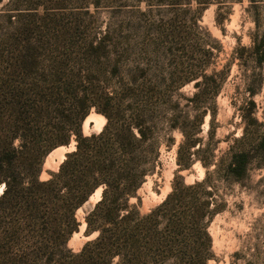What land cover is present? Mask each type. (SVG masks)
Masks as SVG:
<instances>
[{
  "label": "trees",
  "instance_id": "16d2710c",
  "mask_svg": "<svg viewBox=\"0 0 264 264\" xmlns=\"http://www.w3.org/2000/svg\"><path fill=\"white\" fill-rule=\"evenodd\" d=\"M156 1L172 13L162 22L158 42L179 46L180 52L191 49L193 55L200 46L194 34L196 21L210 0ZM191 3L195 6L189 12ZM141 38L138 45L148 53L149 44ZM107 43L106 36L95 45L87 43L86 54L105 56ZM110 45L114 59L107 72L103 63L87 61L74 71V66L61 68L64 60L49 57L54 68L46 80L36 79L26 89L13 80L11 70L0 73V264H207L213 258L207 228L225 205L207 190L210 163L201 158L206 151L196 137L207 109L191 120L173 114L166 117L164 112L174 107L168 104L166 92L190 83L195 92L187 101L205 105L208 95L217 94L220 84L215 89L213 84L223 72L204 74L208 60L186 67L180 63L163 82L137 66L123 68V58L133 54L128 40ZM248 49L256 64L264 62V34L252 38ZM243 50L235 51L236 59H241ZM201 52L205 57L211 54L209 49L201 48ZM21 60L24 65L26 59ZM95 73L115 79L114 84L104 83L110 92L94 84ZM208 87L213 88L209 93ZM91 110L105 124L99 132L84 135L81 125ZM212 118L209 113L208 134ZM241 118L245 122V116ZM163 127L180 135L175 172L197 161L204 177L185 183L174 176L166 196L141 211L137 192L147 177L157 173ZM243 140L244 134L233 139L234 145L227 147L212 172L240 183L257 154L263 161L264 134L258 138L254 155L242 148ZM72 142L74 149L64 155L56 170L39 179L44 158ZM165 144L167 150L175 145L172 138ZM235 145L241 148L234 150ZM96 190L99 199L83 217V235L92 237L74 251L67 242L78 232L76 211Z\"/></svg>",
  "mask_w": 264,
  "mask_h": 264
},
{
  "label": "rangeland",
  "instance_id": "374dc122",
  "mask_svg": "<svg viewBox=\"0 0 264 264\" xmlns=\"http://www.w3.org/2000/svg\"><path fill=\"white\" fill-rule=\"evenodd\" d=\"M194 6L191 3L189 12ZM169 10L156 0H0V73L11 70L13 80L21 89H26L25 86L36 79L39 82L46 80L54 68L49 57L64 60L61 68L74 66V71L87 61L96 65L103 63L107 72L114 59L111 42L125 40L133 44V54L123 58V68L137 66L147 74L158 75L156 78L163 82L177 64L186 67L196 61L208 60L204 74L223 72L213 84L214 89L220 84L217 94L208 95L205 105L196 106L187 101L195 92L192 83L169 90L166 100L174 107L166 108L164 116L173 114L191 120L195 114L207 109L196 137L206 151L201 158L210 163L207 190H211L217 202L225 205L224 211L217 214L207 228L213 255L207 264H264V158L261 161L259 154L253 158V165L240 183L224 180L220 173L212 172L216 171L215 165L227 147L234 145L233 139L244 134L240 144L254 155L258 138L264 134V62L256 64L248 49L252 38L259 39L264 34V0H210V5L196 21L194 34L200 46L195 48L193 55L189 52L191 49L180 52L177 51L179 46L158 42V32L164 28L162 22L172 16ZM104 36L108 42L105 56L86 54L87 43L95 45ZM142 36L149 44L148 53L138 45ZM134 42L137 45L134 46ZM187 44L190 43L185 44L186 48ZM201 48L209 49L211 54L203 56ZM240 48L245 50L240 52L239 60L235 51ZM118 50L122 52V48ZM21 58L26 59L24 65ZM95 75L92 76L94 84L104 93L110 92L111 88L105 82L115 83V79L110 81L107 73L104 78ZM212 90L209 88L206 92ZM209 113L213 115L210 134L207 132ZM90 115L92 118L87 125L84 126V121L81 125L84 135L99 132L105 124L92 110ZM163 130L157 173L147 177L137 192L141 211L166 196L174 176L185 183L199 182L204 177V169L197 161L189 168L175 172V147L180 135L175 131L168 132L165 127ZM168 138L175 144L169 150L165 147ZM234 147V150L241 148ZM50 170L55 171L46 168L45 174H41V170L39 179L47 178ZM86 203L81 207L82 212L75 214L80 223L77 236L71 241L72 234L67 242V247L74 251L91 238L85 237L83 231L78 234L84 214L92 206Z\"/></svg>",
  "mask_w": 264,
  "mask_h": 264
},
{
  "label": "bare ground",
  "instance_id": "6f19581e",
  "mask_svg": "<svg viewBox=\"0 0 264 264\" xmlns=\"http://www.w3.org/2000/svg\"><path fill=\"white\" fill-rule=\"evenodd\" d=\"M101 120H102V123L104 124L105 120L103 117L101 116H98ZM92 116H88L85 120H84V126L87 125L88 121L91 120ZM73 142L70 144V146L68 147V149L64 148V147H60V148H57L55 150H53L46 158V161H45V165L44 167L46 168H52L53 170H56L59 162L62 160L63 158V154L64 152L68 151V150H72L73 149ZM0 191H1V187H0ZM99 196H100V191L99 190H96L88 199L87 203H91L92 205L99 199ZM86 203V204H87ZM85 205V204H84ZM82 212V208H79L77 210V213H80ZM84 221H82L81 223V226H80V229H79V233L80 234L83 230H84ZM77 236V234H73L72 238H71V241H74L73 239H75ZM92 237V236H91ZM85 240L87 238H84Z\"/></svg>",
  "mask_w": 264,
  "mask_h": 264
},
{
  "label": "water",
  "instance_id": "95a60500",
  "mask_svg": "<svg viewBox=\"0 0 264 264\" xmlns=\"http://www.w3.org/2000/svg\"><path fill=\"white\" fill-rule=\"evenodd\" d=\"M68 147H69V146H68ZM68 147H65V148L68 149ZM58 148H59V147H58ZM56 149H57V148H56ZM54 150H55V149H54ZM70 151H71V150H68V151L64 152L62 160L64 159V155H65L66 153L70 152ZM51 152H52V151H51ZM51 152H50V153H51ZM50 153H49V154H50ZM49 154H48V155H49ZM48 155H47V156H48ZM47 156H46V157L44 158V160H43V166H42V172H41V174H45V170H46V168L44 167V165H45V161H46ZM62 160H61V161H62ZM61 161L59 162V164L61 163ZM59 164H58V165H59ZM47 170H48V169H47ZM50 171H51V170H50ZM86 241H87V240H86Z\"/></svg>",
  "mask_w": 264,
  "mask_h": 264
}]
</instances>
